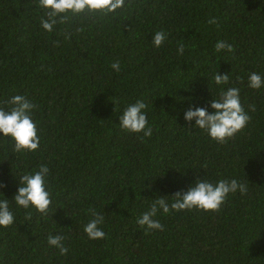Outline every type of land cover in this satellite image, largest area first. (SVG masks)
I'll return each instance as SVG.
<instances>
[{
  "label": "trees",
  "instance_id": "1",
  "mask_svg": "<svg viewBox=\"0 0 264 264\" xmlns=\"http://www.w3.org/2000/svg\"><path fill=\"white\" fill-rule=\"evenodd\" d=\"M44 12L38 0H0V107L23 94L36 105L40 135L27 154L0 137V192L11 200L13 176L43 163L52 196L44 216L10 203L15 222L0 228V264H264V88L247 87L249 72L264 77V2L125 0L114 13H69L52 32L39 26ZM157 30L167 36L153 48ZM217 40L232 52H216ZM216 72L240 89L250 117L223 144L182 119L190 101L211 99L208 89L216 95ZM137 99L152 126L144 139L117 125ZM194 175L235 177L248 191L218 211H158L162 231L136 225L154 195H171ZM93 210L104 217L103 239L82 230ZM56 233L64 255L46 242Z\"/></svg>",
  "mask_w": 264,
  "mask_h": 264
},
{
  "label": "clouds",
  "instance_id": "2",
  "mask_svg": "<svg viewBox=\"0 0 264 264\" xmlns=\"http://www.w3.org/2000/svg\"><path fill=\"white\" fill-rule=\"evenodd\" d=\"M124 4L125 0H38L39 7L45 10L39 20V26L44 32H52L55 25L69 13L72 15L84 12L108 14L121 9ZM166 36L167 34L163 31H154L151 38L152 47L159 48L166 40ZM67 38L66 34L65 39ZM213 47L216 52L230 53L233 50L232 44L224 40H217ZM184 48L183 43H178L177 55H182ZM110 67L118 72L120 70L119 61L112 62ZM228 79L227 73L216 72L211 77V82L216 88V95L213 96L209 92L207 82L211 99L205 100L203 104L190 101L188 106L182 110V119L186 128L198 129L210 141L218 144L225 143L241 132L250 119L248 112L241 104L240 89L226 86ZM247 87L253 90L264 88V77L255 71L249 72ZM111 102L113 105L116 103L114 100ZM6 103L7 108L0 107V137H6L9 140L15 153L36 152L40 146V135L33 118L36 105L23 94L10 96ZM117 117V125L122 131L136 134L140 139L152 135V126L147 117L144 100L137 99L126 104ZM261 171H264V167ZM49 174L48 165L42 163L36 168L20 171L13 176L16 181V190L11 200L0 192V228L9 227L15 222L10 203L17 209L35 211L42 216L48 213L52 203ZM2 187L3 185L0 184V188ZM247 191V184L235 177L219 178L213 182L205 176L194 175L190 181L186 182L184 188L171 195H154L146 210L136 217L135 223L145 232L162 231L163 225L158 219H154L158 211L161 215L169 214L170 211L180 212L192 209L218 211L230 194L239 193L243 196ZM166 197L169 198L166 199ZM103 221V215L94 210L91 212V218L82 229L87 239L99 240L105 237L106 234L100 227ZM64 239L60 233L49 234L46 242L57 249L60 255H64L68 250L63 243Z\"/></svg>",
  "mask_w": 264,
  "mask_h": 264
}]
</instances>
